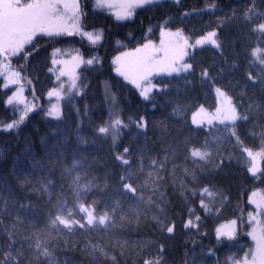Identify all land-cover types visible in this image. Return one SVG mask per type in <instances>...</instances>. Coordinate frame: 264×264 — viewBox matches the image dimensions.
<instances>
[{
    "label": "snow or ice",
    "instance_id": "obj_1",
    "mask_svg": "<svg viewBox=\"0 0 264 264\" xmlns=\"http://www.w3.org/2000/svg\"><path fill=\"white\" fill-rule=\"evenodd\" d=\"M177 6L180 0H172ZM168 3V0H94L91 8L97 9H118L112 13L117 21H127L132 19L137 10L157 9L160 10ZM215 9V5H210ZM88 0H0V77L3 78L2 86L5 91H12L11 86H16L10 96L4 101L5 105L11 106L23 104V111L14 118L12 122L5 123V130L19 129L21 124L29 117V113L37 111L43 112V117L48 124H59L63 121L65 113L63 110L52 105L46 111L37 109L35 98L32 105H29L26 98H23V88L20 87L21 81L25 78L22 72L25 71L23 65L13 68V58H19L28 61L33 53L30 48H35L39 43L37 39L47 38L49 41L64 43L66 41L61 37L80 36L81 40H87L93 47H99L103 44V29L92 28L84 24L88 19L89 12ZM255 12L258 21L253 19ZM201 12H184L180 19H187L190 15H200ZM240 16L248 24L251 33H257L264 39V11L256 12L255 3L240 13ZM237 18L236 10H232V16L227 21L221 20L215 27L209 26V30H199L191 34H186L184 28L173 30L169 27L172 18L162 20L155 27L159 28V43L153 39L155 36V27L149 26L147 33L143 34L139 40L134 34H129L131 40H137V46L131 50L120 51L111 59L112 70L118 77H122L127 85H132L141 98L152 102V95L159 92L167 95L172 87V81L183 80L187 85H192L193 81L189 77H199L201 85L210 84L216 96L215 111H209L203 105L198 107L192 113L191 126L187 129L188 134L179 138L178 136L169 141L166 135L169 132L168 126H165V136L162 137L167 147L163 151V159H152L151 170L147 172L143 184L138 182L134 186V173L125 171L120 174L119 182L122 184L121 196L128 198L131 194L135 203L129 209V212L121 211L119 216L120 227L126 224L135 223L139 226L141 223L154 222L161 233L165 232L171 237L178 227L175 216L169 215L170 210L175 205L168 198L165 176L175 177L177 167L183 168V174L187 178L182 179L179 188H175V179H173V188L176 192L179 204L182 207V223L186 230L194 229L197 233L200 231L201 220L211 216L213 211L217 214L223 212L227 205L231 203V172L233 160L239 162L240 156H246V171L252 178H264V100L257 103L250 101L246 112H241L234 102V98L229 94V86L218 83V77L222 78L224 69L221 67L213 75L215 65H204L198 59V54L207 50H214L220 57L227 62L225 56L226 47H234V41L225 42L221 38V30L226 22ZM119 43V41H117ZM52 48L50 65L45 64L47 72L55 77V87L49 89L47 95L49 98L56 97L63 100L65 95L69 102L73 97H82L84 92L82 82L75 75V69L81 64L90 66L99 64L104 65V58L98 54L90 55L87 60L79 52L69 59H59L62 49L57 48L55 44L49 45ZM210 46V49L209 47ZM39 50H37L38 54ZM250 64L260 66L258 76L251 72L247 74V81L251 82L253 87L260 86L264 92V46L258 45L251 49ZM69 65L71 66L69 68ZM235 67V65H233ZM156 76L166 77L156 81ZM68 80L65 82L64 78ZM155 81V82H154ZM29 83L31 81H28ZM125 84L118 81L112 88H124ZM247 87V85H245ZM112 111H115V97ZM87 107L84 114H87ZM181 109L179 105L173 109V115L179 116ZM77 116L81 115L80 109H76ZM16 117L17 113L14 112ZM253 117L256 118L255 127L260 128L259 146H249L246 143V133L240 131V124L249 123ZM131 121L125 123L121 115L112 117L108 120L100 118L98 124L91 126V135L85 137L80 135L83 127L81 121L76 125V140L78 144L106 143L111 139V149L114 151V160L120 162L126 168L131 167L130 160L126 157L131 153L130 147L124 146L123 151L119 150V144L125 129L130 127ZM148 121L144 116L139 117L135 122L138 134L147 131ZM223 129V133L221 132ZM204 133L203 141L199 136ZM51 135L56 138L55 143L46 153V160H34L33 167L46 175L33 181L27 175L17 177L19 187L30 193L48 194L51 202L50 188L55 185V180L50 179L55 170H61V177L70 181L69 189L73 194V201L69 206L67 198L61 202L57 199L55 207L56 214H48L47 222L43 228H37L35 224H30L33 229L29 234L22 235L21 242L17 246L16 233L22 230L17 228V223H22L19 215L15 217L17 223L12 225L15 231H7L6 244L0 248V264H60V261L53 256L50 247L53 240L62 233L75 232L77 229L84 230L87 233L107 231L117 225L116 215L120 210V204L117 201L116 206L100 207V202L93 199L88 203L85 199L94 187L99 185L94 183V179H85L88 175L84 162L87 157L73 155L71 163L64 160L67 140L64 133L59 128H53ZM256 135L255 132L252 133ZM42 143L47 145V138L42 139ZM231 145L230 150L225 146ZM59 150V151H57ZM239 154V155H237ZM143 155V154H141ZM182 157L183 164L177 161ZM191 164V167L187 165ZM172 164L171 170L168 164ZM89 165L88 167H90ZM81 171L84 172L82 177ZM139 172L144 171L143 159H141ZM264 182V179H262ZM107 186V185H105ZM7 188V184L3 185ZM146 188L151 189V195L147 198L143 195ZM257 192L253 191L248 196V203L255 205L256 211L250 212L249 222L254 223L248 236L254 242V248H250L244 254L243 259L237 256H229L223 264H264V194L256 199ZM198 201L199 207H196ZM8 199L5 198V205ZM143 205V208H141ZM30 204H20V208H26ZM7 210V208H5ZM183 212L187 213V219H183ZM201 213V214H198ZM143 217V221L142 218ZM258 217H260L258 219ZM3 223V221H0ZM237 220L227 221L226 225L216 227L215 235L217 243L225 248H231L235 241L237 232ZM63 226V227H61ZM55 233V236L53 235ZM127 243V242H125ZM155 241H142L137 244L140 249L136 253L138 257L134 264H164L163 254L165 247L160 244L155 255H144L151 248L155 247ZM67 246V242H65ZM83 255L89 258V264H119L115 255H109V249L106 243L89 240L79 249ZM123 256V251L120 253ZM250 257V258H249ZM66 264V262H65ZM221 264V262H217Z\"/></svg>",
    "mask_w": 264,
    "mask_h": 264
},
{
    "label": "trees",
    "instance_id": "obj_2",
    "mask_svg": "<svg viewBox=\"0 0 264 264\" xmlns=\"http://www.w3.org/2000/svg\"><path fill=\"white\" fill-rule=\"evenodd\" d=\"M83 3V0H81ZM94 0H88L89 12L88 19L84 24L92 28L103 29L104 39L102 46L93 47L87 40H81L80 36L61 37L66 41L57 43L49 41L47 38H40L35 48H30L33 55L28 60L13 58L12 66L17 68L20 65L25 67L22 76L25 78L20 83L23 88V98L27 99L29 105H32L35 98L37 109L47 110L52 106L53 99L47 95L49 89L55 87V77L47 72L45 64L50 65L52 48L50 44H55L57 48L62 49V54L58 57H64L69 54H82L87 60L90 55L98 54L104 58V65L83 66L79 70V78L82 82L83 96L73 97L69 102L67 96L61 101L60 108L65 113L64 119L59 124H48L45 122L42 111L29 113V117L21 124L19 129L5 130L4 124L10 123L14 118L23 111V104L11 106L5 105L4 101L7 96L16 90V86H11L12 91H5L0 86V248L7 241L6 232L15 231L12 225L17 223L15 217L19 215L22 223H17V228L21 232L16 233L17 246H19L22 235L29 234L33 229L30 224H35L37 228H43L47 222L48 214H56V201L61 202L65 198L69 201V206L74 197L69 189L70 181L61 177V170L57 168L50 179L55 180V185L50 188L51 202L48 194L30 193L19 187L17 177L27 175L33 181L37 180L46 173L40 172L33 167L34 160H46L47 151L55 143L52 135V129L59 128L67 140L64 153V160L71 163L73 155H83L87 157L84 165L88 171L85 179H94V183L99 188L94 187L88 193V203L93 199L100 202V207H114L117 201L120 204V210L116 215L117 225L110 228L107 233L93 231L87 233L84 230L77 229L73 232H64L58 238L52 241L53 256L60 261V264H89V258L79 251L89 240L92 242L106 243L109 249V255H115L119 264H134L137 260L136 253L140 251L137 244L142 241H155V247L151 248L144 255H155L160 244L165 247L163 260L164 264H217L223 262L229 256H237L243 259L244 254L253 247V243L248 237V230L251 226L249 222V213L255 212L256 208L251 206L247 200L253 191H259L264 194V182L259 174L257 178H252L246 171V156H240L239 162L233 160L230 168L231 172V203L225 210L219 214L215 211L211 216L201 220L199 233L194 229L186 230L182 223V207L179 204L176 192L173 188V179H175V188H179L180 181L187 178L183 174V168L177 167L175 177L166 175V188L168 198L173 201L174 207L170 210V217L175 216L178 227L175 233L169 237L165 232L161 233L154 222L148 221L147 226L141 223L137 226L135 223L126 224L120 227L119 216L121 211L129 212L130 207L135 201L131 194L128 198L121 196L122 184L119 182V176L125 171L134 173V186L138 182L143 184L147 172L151 170L152 159H163V151L167 147L162 137L165 136L164 128L168 126L169 132L166 139L171 141L178 136V131L182 135H187V129L191 126L192 113L201 105L206 110L214 111L216 99L214 91L210 84L201 85L199 77H189L193 81L192 85H187L183 80H173L170 92L167 95L155 93L152 95V102L145 101L131 85H127L122 77H118L112 70L111 59L120 51L131 50L137 46V40L143 34L147 33L149 26L155 27L162 20L172 18L169 27L184 28L186 34H191L199 30H209V26L215 27L221 20L227 21L232 16V10L235 9L237 18L225 23L221 30V38L227 42L234 41V47L225 48L227 62L220 57L219 53L214 50H207L198 54V59L204 65H215L213 75L219 70L224 69L222 78L218 77V83L229 86V94L233 96L235 104L239 111L246 112L250 101L257 103L264 100V92L259 85L253 87L250 81H247V74L251 72L258 76L260 66L250 64L251 49L258 45L264 46V39L259 34L251 33L248 24L240 16V13L255 3V11H264V0H180L179 6L168 0L164 8L137 10V14L130 20L117 21L115 16L104 9L92 10L91 6ZM215 5L212 9L210 5ZM184 12H201L200 15H190L187 19L181 20L180 17ZM253 19L258 21L255 12ZM134 34L137 40H131L129 34ZM153 39L159 42V28L155 27V36ZM119 41V43H117ZM210 49V46H208ZM37 50H39L38 54ZM235 65V67L233 66ZM166 77L156 76L155 80L159 81ZM28 81H31L30 83ZM125 84L124 88H112L116 82ZM155 82V81H154ZM3 84V78L0 77V85ZM247 85V87H245ZM115 97V111H112ZM179 105L183 111L179 116L173 115V109ZM87 107V114L84 109ZM79 108L81 115L77 116L76 109ZM17 116L14 117L13 113ZM110 115L115 117L121 115L125 123H130V127L125 129L119 144V150L122 152L123 147L127 146L132 149L126 157L130 160L131 167L126 168L120 162L114 160V151L111 149V139L106 143H97L96 145L78 144L76 140V125L83 122L80 135L89 137L91 135V126L98 124L100 118L108 120ZM147 118V131L138 134L135 122L139 117ZM256 118L244 124L241 122L240 131L246 133V143L251 147L259 146L260 128L255 127ZM223 133V129H221ZM256 135L253 136L252 133ZM204 133L201 132L199 139L203 141ZM47 138V145L42 143V139ZM230 150L231 145L225 146ZM59 151V150H57ZM143 154V155H141ZM239 155V154H237ZM141 159H143L144 171L139 172ZM183 164L182 157L177 161ZM91 165L90 167H88ZM191 167V164L187 165ZM172 164H168L171 170ZM82 177L84 172L81 171ZM7 184V188L3 185ZM107 185V186H105ZM143 195H151V189L146 188ZM5 198L8 199L5 205ZM30 204L26 208H20V204ZM196 207H199L198 201ZM7 208V210H5ZM143 208V205H141ZM201 214V213H198ZM260 218V217H259ZM143 221V217L141 218ZM183 219H187V213L183 212ZM237 220L238 235L231 248H225L217 243L215 229L218 226L226 225L227 221ZM63 227V226H61ZM55 236V233L53 234ZM67 242V246H65ZM127 242V243H125ZM123 251V256L121 252ZM111 264V262H109Z\"/></svg>",
    "mask_w": 264,
    "mask_h": 264
},
{
    "label": "rangeland",
    "instance_id": "obj_3",
    "mask_svg": "<svg viewBox=\"0 0 264 264\" xmlns=\"http://www.w3.org/2000/svg\"><path fill=\"white\" fill-rule=\"evenodd\" d=\"M104 10H106L107 12H109V13H113V12H115V11H118V9H107V8H105ZM159 43V42H158ZM74 55H76V54H74V53H72V54H69V55H67V56H64V57H60L59 59H69V60H71V57L72 56H74ZM83 66V64H81L78 68H76L75 69V75L77 76V77H79V70H80V68ZM71 66L69 65V68H70ZM115 73V72H114ZM64 80H65V82H67V80H68V78L67 77H65L64 78ZM132 86V85H131ZM133 87V86H132ZM134 88V87H133ZM138 92V91H137ZM139 93V92H138ZM214 95H215V92H214ZM66 96L67 95H65V97L64 98H66ZM50 99H53V103H52V105H56V106H58V107H60L61 106V101L62 100H60V99H57L56 97H52V98H50ZM215 99H216V96H215ZM52 107V106H51ZM215 111V110H214ZM214 111H212V112H214ZM192 118V117H191ZM255 192H257V197H255L256 199H259L260 198V192L259 191H255ZM247 202H248V200H247ZM251 206H253L254 208H255V205H253V204H250ZM258 219H259V217H258ZM254 226V223H251V226H250V228H249V230H248V232H250L251 230H252V227ZM248 235V234H247ZM249 237V236H248ZM250 238V240H251V237H249ZM252 241V240H251ZM252 243H253V247L255 246L254 245V242L252 241ZM250 258V257H249Z\"/></svg>",
    "mask_w": 264,
    "mask_h": 264
}]
</instances>
